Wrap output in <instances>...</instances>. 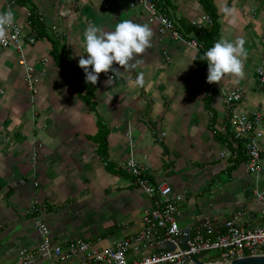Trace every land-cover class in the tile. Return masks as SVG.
I'll return each mask as SVG.
<instances>
[{
  "label": "crops",
  "instance_id": "obj_1",
  "mask_svg": "<svg viewBox=\"0 0 264 264\" xmlns=\"http://www.w3.org/2000/svg\"><path fill=\"white\" fill-rule=\"evenodd\" d=\"M28 1L48 35L64 45L66 57L77 66L89 23L109 31L123 19L148 24L153 36L151 46L139 54L141 62L134 68L114 63L119 72L107 73L113 79L102 73L92 84L96 109L108 129L109 161L125 171L132 153L152 181H165L183 193L178 205L182 228L204 219L220 222L238 209L256 215L253 192L264 190V171L248 174L243 163L231 168L229 149L213 139L204 92L192 73L194 45L159 33L141 6H129L132 0ZM213 4L219 40L243 38L247 52L242 77L228 75L211 83L216 89L214 128L225 133L227 92L241 90L238 112L264 111V88L255 82L257 68L264 66V0ZM8 10L24 39L0 49V263H12L19 249L38 245L34 221L27 214L36 191L45 202L41 217L54 242L102 239L107 244L138 231L150 199L129 177L106 172L95 144L86 137L97 131L94 114L67 84L66 71L54 64L49 42L35 39L27 8L16 0H0V12ZM164 12L175 28L179 18L205 25L197 0H169ZM26 67L33 68L34 91L26 85ZM138 77L142 84H137ZM256 133L264 144V125Z\"/></svg>",
  "mask_w": 264,
  "mask_h": 264
},
{
  "label": "built area",
  "instance_id": "obj_2",
  "mask_svg": "<svg viewBox=\"0 0 264 264\" xmlns=\"http://www.w3.org/2000/svg\"><path fill=\"white\" fill-rule=\"evenodd\" d=\"M129 6H141L156 21L159 33L183 40L173 21L152 0H132ZM204 22L205 25L209 23L207 17H204ZM22 39L21 30L14 22L6 42H0V49L17 46ZM25 40L29 44L34 42L33 38ZM190 43L197 48L194 41ZM32 73L33 68L26 67L24 79L29 91H34L36 84ZM82 74L85 77L83 69ZM255 82L258 87L264 88V66L257 68ZM242 98L238 88L225 94L224 120L229 125L233 140L242 144L245 171L258 176L264 171V144L257 139L256 129L264 125V111L257 110L251 114L238 112L237 105ZM126 136L131 140L130 132ZM227 156L228 159H235L238 154L229 150ZM124 170L134 178L133 184L150 199L149 207L140 216L141 228L138 231L107 244L102 239L54 242L40 215L41 211L35 206L32 217L40 241L33 249H19L16 259L8 264H230L237 259L264 256V190L253 192L257 203L256 215L250 216L238 209L220 222L204 219L182 228L178 205L183 194L174 191L165 181H152L132 153L128 154Z\"/></svg>",
  "mask_w": 264,
  "mask_h": 264
},
{
  "label": "trees",
  "instance_id": "obj_3",
  "mask_svg": "<svg viewBox=\"0 0 264 264\" xmlns=\"http://www.w3.org/2000/svg\"><path fill=\"white\" fill-rule=\"evenodd\" d=\"M16 2L27 8V24L31 31L35 32V39H45L49 42L51 46L49 54L53 59L54 64L66 71L67 84L73 87L77 98L80 99L88 107L90 112L94 114L96 118L97 131L94 135L86 137L89 141L95 144V152L100 161L103 163L106 172L116 173L122 177H129L132 181H134V178L126 171L116 170L114 165L108 159V129L104 124H102L101 117L96 109L94 96L95 89L91 83L86 82V79L82 74V68L75 65L71 58L66 57V49L64 45L59 43L57 38H53L48 35L47 29L41 22V18L38 15L37 8L28 0H16ZM152 2L163 14H165L166 10L164 12V8L169 3V0H152ZM197 2L201 6L205 17L208 18L209 23L197 29L194 24L187 22L185 19L179 18L177 20L176 30L185 42L190 43L194 41L197 46V51L192 61L194 66L192 73L199 87L204 92V109L210 114L207 128L212 133L215 141L224 144L231 152L237 151L238 156L235 159H228L234 163L231 167L234 169L239 166V164L243 163V156L241 152L242 144L233 140L232 133L229 131V125H226L225 133H221L214 128L216 113L212 107V103L216 94V89L210 82L207 81L208 65L207 61L203 58L206 49L211 47L213 43L220 38V25L218 21L217 9L213 4V0H197Z\"/></svg>",
  "mask_w": 264,
  "mask_h": 264
},
{
  "label": "clouds",
  "instance_id": "obj_4",
  "mask_svg": "<svg viewBox=\"0 0 264 264\" xmlns=\"http://www.w3.org/2000/svg\"><path fill=\"white\" fill-rule=\"evenodd\" d=\"M14 13L11 10L0 12V42H6L7 33L14 25ZM153 36L148 24L137 23L132 19L120 20L113 30L89 23L83 33L84 54L79 55V66L85 73L86 82L96 84L100 73L119 72L114 63L123 68H134L141 61L139 54L151 46ZM245 40L221 39L206 49L207 81L220 82L228 75L242 77L245 74L244 58L247 55ZM113 77H109V80ZM108 80V81H109ZM142 84V78H137Z\"/></svg>",
  "mask_w": 264,
  "mask_h": 264
},
{
  "label": "rangeland",
  "instance_id": "obj_5",
  "mask_svg": "<svg viewBox=\"0 0 264 264\" xmlns=\"http://www.w3.org/2000/svg\"><path fill=\"white\" fill-rule=\"evenodd\" d=\"M151 133V132H150ZM149 133V134H150ZM150 136V135H149ZM243 167H245V166H243ZM144 168V167H143ZM144 169H146V168H144ZM147 170V169H146ZM176 173V172H175ZM173 175V174H172ZM170 177H171V175H170ZM183 194V193H182ZM34 196H35V199L34 200H32V202H31V205H30V207L28 208V212H27V214L29 215V217L32 219V221H33V215H32V212L34 211L33 210V207H35V206H37L38 208H39V210L41 211V216H42V212H44V210H45V202H43V200L40 198V195H39V193H38V191H36V192H34ZM120 233H117V235H119Z\"/></svg>",
  "mask_w": 264,
  "mask_h": 264
},
{
  "label": "water",
  "instance_id": "obj_6",
  "mask_svg": "<svg viewBox=\"0 0 264 264\" xmlns=\"http://www.w3.org/2000/svg\"><path fill=\"white\" fill-rule=\"evenodd\" d=\"M196 264H201L196 262ZM230 264H264V256L261 257H246L232 261Z\"/></svg>",
  "mask_w": 264,
  "mask_h": 264
}]
</instances>
